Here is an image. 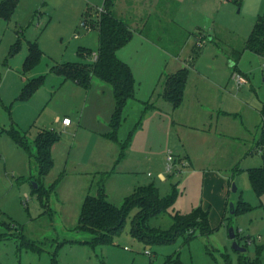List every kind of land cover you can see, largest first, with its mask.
Listing matches in <instances>:
<instances>
[{"label": "rangeland", "instance_id": "obj_1", "mask_svg": "<svg viewBox=\"0 0 264 264\" xmlns=\"http://www.w3.org/2000/svg\"><path fill=\"white\" fill-rule=\"evenodd\" d=\"M104 3L19 0L9 18L0 17V264H239L240 256L264 263V194L255 193L248 174L263 165L257 141L263 127L264 58L243 51L264 0L117 3L115 16L178 56L163 53L158 73L164 74L144 79V66L152 62L144 41L135 37L126 45L122 58L136 62L138 101H129L123 112L118 139L125 143L131 136L123 155L118 143L101 136L109 131L114 106L111 85L95 79L88 92L52 71L56 64L85 62L80 47L97 55L98 31L82 21ZM17 42L20 48L11 54ZM28 43H36L42 57L25 72ZM183 67L188 69L184 100L174 108L163 96L164 81ZM233 72L245 74L248 84L239 86ZM39 77L36 91L21 99L24 78ZM98 114L104 126L96 123ZM65 117L72 125L62 129ZM13 127L27 136L30 150L8 134ZM41 130L59 136L53 166L44 176L34 145ZM170 151L175 168L168 172ZM151 185L161 197L175 196L151 226L168 230L174 215L202 207L210 210L212 231L196 229L191 238L146 244L130 234L135 208L111 243L94 248L84 243L92 235L77 227L88 195L104 189L107 200L121 208L138 188ZM240 202L250 209L240 211ZM231 228L246 252L233 249Z\"/></svg>", "mask_w": 264, "mask_h": 264}, {"label": "trees", "instance_id": "obj_2", "mask_svg": "<svg viewBox=\"0 0 264 264\" xmlns=\"http://www.w3.org/2000/svg\"><path fill=\"white\" fill-rule=\"evenodd\" d=\"M235 1L242 2V0ZM18 3L19 0H4L1 2L0 17L9 18L14 13ZM115 3L116 0H105L102 10L91 11L92 16L82 21V24L87 25V29L98 31L97 59H88L94 53L86 47H80L78 53L86 60L85 62L56 64L52 67V71L61 75L65 81H73L87 91L91 89L95 79L111 85L114 106L110 115L109 131H105L101 135L118 143L121 146L123 155L124 150L130 144L131 136L129 134L126 142L121 143L118 139V131L122 124L123 112L127 103L135 98L136 81L131 67L117 56V52L129 43L134 30L125 21L115 16L113 12ZM19 48V42H17L12 46L11 54L16 53ZM243 51H251L264 58V8L258 16L249 39L245 41ZM41 57L42 51L38 45L28 43V54L23 63V70L27 72L33 69ZM42 80L43 78L39 77L28 81L21 92L20 98H29L40 86ZM187 81L188 69L186 67L168 75L164 81L163 96L173 104L174 108H178L184 100ZM261 115L264 117V105L261 109ZM8 134L19 147L30 150V143L18 130L11 129ZM58 140L59 136L53 130L40 131L34 140L35 157L39 164V174L42 176L48 174L53 166L52 150ZM257 146L262 154L263 165L249 168L248 174L253 190L261 197L264 194V125ZM174 200V195L161 197L154 185H151L138 188L119 208L107 200L105 190L101 189L97 195H88L85 198L77 229L89 232L92 235L91 240L84 241V243L93 248L111 243L113 238L123 230L130 212L136 208L137 213L131 221L130 234L146 244L170 243L181 235H187L188 238H191L196 229H200L205 233L212 231L210 210L202 207L194 209L188 215H174V222L168 230L151 226L150 221L166 212L174 203ZM249 209L250 206L247 203L240 202V211H248ZM230 210L233 214L238 211L235 207ZM53 264H57V261H54ZM239 264L264 263L260 257L248 259L240 256Z\"/></svg>", "mask_w": 264, "mask_h": 264}, {"label": "crops", "instance_id": "obj_3", "mask_svg": "<svg viewBox=\"0 0 264 264\" xmlns=\"http://www.w3.org/2000/svg\"><path fill=\"white\" fill-rule=\"evenodd\" d=\"M120 0H117V2L115 3V7H114V11H116L117 10V8H118V6H117V3L119 2ZM121 20H123V18L121 19ZM123 21H125L126 23H127V21L124 19ZM147 26V25H146ZM152 30L154 29L153 27L151 28ZM151 30V31H152ZM138 37V39H140V41H144L143 43H142V48L143 47H145L148 51H149V53H150V56H151V59H152V62L151 63H148V64H146V66H144V68H145V70L143 71L144 72V79H151V80H155V78H157V76H161V75H163L164 73H158L159 71L158 70H160V67L162 68V66H163V61H164V57H163V53L164 54H167V55H169V56H172V57H174V58H178V56L177 57H175V56H173V54H170L168 51H166V50H164V49H162L157 43H156V41H154L152 38H150L149 36H147L146 34H144L143 32H136V31H134V34H133V38H132V41H135V39ZM127 46H124L123 48H121V49H119L118 50V52H117V56L122 60V61H124L125 63H127L130 67H131V69H132V72H133V75H134V77H135V81L137 80L136 79V73H135V64L134 63H136L135 61H132V60H129V61H127V60H125V59H123L122 58V55H125V52L124 51H126L127 50V48H126ZM27 54H28V49H27V52L25 53V57H24V60H23V63H24V61H25V58H26V56H27ZM23 59V58H22ZM154 59H155V61H154ZM23 65V64H22ZM184 68V67H183ZM180 69H182V68H180ZM180 69H178L177 71H179ZM177 71H173V72H171V73H169V74H167V76L168 75H171V74H174V73H176ZM241 73V72H240ZM159 74V75H158ZM243 76H245L246 77V75L245 74H243V73H241ZM32 77H34V74L32 75ZM247 78V77H246ZM248 79V78H247ZM24 82H26L27 83V79L26 78H24ZM137 83V82H136ZM92 85H95V82L93 81V84ZM187 86V85H186ZM99 88H104L103 86H101V85H99ZM186 90V89H185ZM85 91H87V90H85ZM90 90H88V92H89ZM97 93H100V90L99 91H97ZM129 101H138V98H137V96H136V84H135V98L134 99H131V100H129ZM142 102V101H141ZM128 104V103H127ZM113 106V105H112ZM112 110H113V107H111V112H112ZM100 111H101V109L99 108V110H98V112H99V114H100ZM97 115L96 117H95V120H96V123L97 124H102L103 126H104V122H102L104 119H101L100 118V115ZM65 118H68V117H65ZM57 122H59V118L57 119ZM71 125H72V121H71ZM70 125V126H71ZM70 126H64L63 124H62V121H61V127H62V129H67V128H69ZM108 127V126H107ZM13 129H15L14 127H13ZM42 131V130H41ZM40 132V131H39ZM38 132V133H39ZM21 135H23V136H25V138L27 139V136L23 133V132H21ZM102 136V135H101ZM103 137V136H102ZM105 138V137H104ZM28 140V139H27ZM260 151V150H259ZM161 174H163V173H161ZM160 174V175H161Z\"/></svg>", "mask_w": 264, "mask_h": 264}, {"label": "built area", "instance_id": "obj_4", "mask_svg": "<svg viewBox=\"0 0 264 264\" xmlns=\"http://www.w3.org/2000/svg\"><path fill=\"white\" fill-rule=\"evenodd\" d=\"M101 10H102V9H101ZM83 25H84V27L87 28V25H86V24L83 23ZM76 37H77V36H76ZM205 42H206V40H205V39H202L201 41H199V42L197 43V46L200 48V47L203 46V44H204ZM93 56H94V60H96V59H97V55L94 54ZM233 77L235 78L236 83H237L239 86H242V85L248 84V79H247L245 76H243L241 73H235V72H233ZM62 124H63L64 126H70V125H71V120H70L69 118H64V119L62 120ZM263 125H264V117H263ZM173 162H174L173 152L170 151V152H168V154H167V171H168V172H171V171L175 168V165L173 164ZM160 176H161L163 179L165 178L164 174H161Z\"/></svg>", "mask_w": 264, "mask_h": 264}, {"label": "water", "instance_id": "obj_5", "mask_svg": "<svg viewBox=\"0 0 264 264\" xmlns=\"http://www.w3.org/2000/svg\"><path fill=\"white\" fill-rule=\"evenodd\" d=\"M230 66H234V63L233 62H231L230 63ZM178 182V180L177 179H174L173 180V184H176ZM233 190L234 191H236V187L234 186L233 187ZM232 207H234V205L233 204H231V208ZM229 236H230V239L233 241V249L235 250V251H238V252H241V253H244V252H246L247 251V249L245 248V247H241L239 244H238V242L236 241V232H235V230L233 229V228H231L230 229V231H229Z\"/></svg>", "mask_w": 264, "mask_h": 264}]
</instances>
